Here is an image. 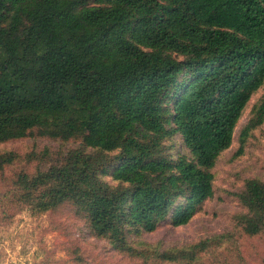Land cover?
Masks as SVG:
<instances>
[{
	"label": "trees",
	"instance_id": "obj_1",
	"mask_svg": "<svg viewBox=\"0 0 264 264\" xmlns=\"http://www.w3.org/2000/svg\"><path fill=\"white\" fill-rule=\"evenodd\" d=\"M263 88L264 0H0V144L75 143L0 151V173L49 158L17 174L4 214L70 204L119 253L201 264L217 238L165 250L137 239L189 224L214 197L213 169ZM263 124L264 94L237 156ZM237 197V226L264 236V180Z\"/></svg>",
	"mask_w": 264,
	"mask_h": 264
},
{
	"label": "rangeland",
	"instance_id": "obj_2",
	"mask_svg": "<svg viewBox=\"0 0 264 264\" xmlns=\"http://www.w3.org/2000/svg\"><path fill=\"white\" fill-rule=\"evenodd\" d=\"M263 94L264 88L253 96L231 148L221 155L213 169L214 197L202 205L189 224L176 227L171 221L164 222L155 232L139 237L140 246L165 250L217 238L216 245L202 255L201 264H264V236H246L236 221V215L243 211L237 194L247 180H264V124L250 136L243 155L237 156L241 132ZM74 144L26 138L0 144V151L14 150L26 155L41 154L49 148L51 155H55ZM48 160L23 159L0 173V264H147L115 251L107 240L95 238L70 204L38 216L10 204V214H4L7 209L2 199L13 190L17 174L23 170L34 174Z\"/></svg>",
	"mask_w": 264,
	"mask_h": 264
}]
</instances>
